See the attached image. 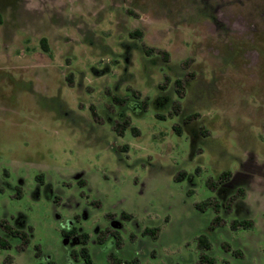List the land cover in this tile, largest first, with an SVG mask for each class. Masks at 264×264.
<instances>
[{"label": "rangeland", "instance_id": "rangeland-1", "mask_svg": "<svg viewBox=\"0 0 264 264\" xmlns=\"http://www.w3.org/2000/svg\"><path fill=\"white\" fill-rule=\"evenodd\" d=\"M0 12V264H264V0Z\"/></svg>", "mask_w": 264, "mask_h": 264}, {"label": "trees", "instance_id": "trees-1", "mask_svg": "<svg viewBox=\"0 0 264 264\" xmlns=\"http://www.w3.org/2000/svg\"><path fill=\"white\" fill-rule=\"evenodd\" d=\"M3 23V17H2V14H1V12H0V25ZM143 35V32L142 31H140V30H136V31H134V32H132L131 33V36L132 37H136V38H140L141 36ZM46 41H47V39L46 38H43L42 39V42H43V45H44V48L46 49V50H48L49 49V47L47 46V44H46ZM145 53L147 54V55H153L154 54V49L153 48H148V49H146V51H145ZM164 57H168V54L165 52V54H164ZM167 80H168V82H169V80H170V78L169 77H167ZM174 85H175V89H176V92L178 93L179 91H181V89H182V87H183V83H182V81L180 80V79H176L175 81H174ZM163 88H165L166 87V84H164L163 86H162ZM115 99L116 100H118V101H120V99L119 98H117V97H115ZM92 112H93V114H94V117H95V119H98L99 120V118H97V111H96V109L92 106ZM162 117H164V115H161ZM129 126V121H128V119H125L123 122H120L119 124H117V127H116V130H118V132H120V133H123L125 130H126V128ZM176 130H178V127L176 128ZM185 172H181L179 175H178V177L177 178H182V177H184L185 176ZM231 171H223L219 176H218V178L216 179V180H214L213 178H209L208 179V181H207V184L209 185V187H211V188H213V189H218L219 188V186H220V184H223L225 181H227V180H229V178L231 177ZM241 191V190H240ZM231 198L234 200V199H236L237 198V196H235V195H233L232 197H230V201H231ZM231 202H229L228 201V208H229V204H230ZM207 205H209L207 202H205V203H202L201 204V207H206ZM212 205V204H211ZM232 205V204H231ZM214 206L217 208V209H219V208H221L222 207V202H217V203H215L214 204ZM231 207V206H230ZM217 219L219 220L220 219V217L218 216L217 217ZM240 223H243V226L244 227H250L251 225H252V221L251 220H244V221H234V223H233V225L234 226H237V225H239ZM6 226H8V225H6ZM11 228V227H10ZM11 230H12V232L13 233H15V234H21L22 236H27V233L25 232V231H20V230H18V229H13V228H11ZM75 234L76 233V230L75 229H72L71 231H68V232H66V231H64V234ZM82 237H83V241L85 242L86 240H87V238H88V236H87V234L86 233H83L82 234ZM200 245L201 246H204V247H206V248H209V245H210V243L207 241V239H206V237H204V236H202L201 238H200ZM10 246V244H9V241L7 240V239H5V238H3V237H1L0 236V247H9ZM83 252H84V254H85V256H86V261L89 263V262H91V260H90V257H89V254H88V250H87V248L86 247H84L83 248ZM40 264H57V263H55V262H53V261H49V262H41Z\"/></svg>", "mask_w": 264, "mask_h": 264}]
</instances>
